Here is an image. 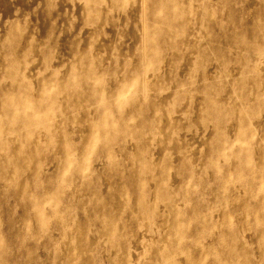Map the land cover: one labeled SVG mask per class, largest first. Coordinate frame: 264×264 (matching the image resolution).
I'll list each match as a JSON object with an SVG mask.
<instances>
[{
	"label": "rangeland",
	"instance_id": "obj_1",
	"mask_svg": "<svg viewBox=\"0 0 264 264\" xmlns=\"http://www.w3.org/2000/svg\"><path fill=\"white\" fill-rule=\"evenodd\" d=\"M81 5V0L45 4L41 0H0V108H15L13 124L25 122L29 115L37 122L45 114L47 121L51 119L38 129L35 126L30 134L20 125L13 126L18 130L14 135L24 133L14 153L22 159L6 165H20L38 175L34 181L16 182L28 192L22 196L10 192L8 183L0 186V264H219V256L238 246L250 253L253 264H264V174L240 178L216 173L212 180L192 179L184 199L173 195L184 223L176 229L170 227L172 214L163 205L153 202L143 210L135 203L151 198L154 183H142L143 191L130 185L134 170L127 157L130 151L127 146L107 142L102 128L126 125L146 135L148 128L139 126L134 108L145 112L147 104H158L164 92L150 89L147 102L142 103L135 84L119 102L118 98L106 102L98 98L89 107L87 97L79 99V106L74 101L88 92L100 96L107 90L116 91L123 79L137 76L129 74L141 62L133 47L142 40L141 14L151 9L150 0H95V9L102 7L94 16L96 21L78 17ZM174 5L184 26L174 39L176 45L187 43L194 35L204 44L200 50L209 52L208 60L192 65L184 55L169 57L160 48L157 58L144 60V67L158 72L156 78H170L174 72L185 82L187 75L192 76L185 88L190 91L199 76L206 80L214 70V49L228 57L230 44L236 43L234 35L245 34L239 25L242 9L248 7L243 8L246 2L242 0H177ZM251 7L254 11L248 10L247 18L253 26L256 17L264 18V11H259L258 3ZM226 10L231 13L229 28L217 21L225 18ZM206 18L211 20L209 25ZM75 56L91 60L92 67L73 71L78 62ZM5 61L20 66L13 73ZM67 73L74 85L81 86L76 98L59 93ZM25 75L31 77L26 80ZM43 75L49 78L54 102L65 104V110L43 106L41 96L37 97V77ZM26 100L27 108L22 110L19 104ZM133 100L137 101L133 109H125ZM112 104L122 109L111 110ZM193 105L194 98L189 96L185 102L172 100L161 109L179 123L178 134L184 139L200 131L189 123ZM181 109L186 113L180 114ZM43 130L51 134L47 136ZM146 152L148 159L158 155L152 146ZM164 159L174 162L168 161L170 157ZM251 160L255 164L257 158ZM143 171L135 183L144 178ZM204 173L212 177L208 171ZM5 178L7 174L0 172V179ZM178 181L170 177L165 185L172 187ZM106 226L115 232L111 248H104V240L97 236Z\"/></svg>",
	"mask_w": 264,
	"mask_h": 264
},
{
	"label": "bare ground",
	"instance_id": "obj_2",
	"mask_svg": "<svg viewBox=\"0 0 264 264\" xmlns=\"http://www.w3.org/2000/svg\"><path fill=\"white\" fill-rule=\"evenodd\" d=\"M48 1L53 0H41V3L45 4ZM81 1H83V5L79 9L78 17L88 16L91 20L96 21L94 16L100 13L102 7L95 9V0ZM176 1L150 0L151 9L144 10L141 14L142 40L133 47L137 48L138 55L136 56L141 59V62L129 72L130 75L136 73L135 78L123 79L116 91L107 90L100 96L88 92L74 101L75 106H79V99L87 97L86 103L89 107L95 106L98 98L102 102L118 98L116 102H119L128 91L135 88V84L138 85L137 91L142 96L139 102L142 103H146L148 100L146 96L148 90L156 89L164 92L158 104L153 101L147 104L145 112L134 108L135 117L140 121L139 126L148 128L146 135L135 133L134 128L126 125L121 128H117V124H113L109 128L103 127L102 124L99 125L103 127L102 131L107 142L121 144L123 148H125L124 146L128 147V149L125 148L130 151L127 157L132 161L134 167L130 185L143 191L146 182L154 183L149 194L151 198L139 199L135 203L143 210H147L144 205L153 202L163 205L165 211L172 214L169 222L171 223L170 227H175V229L184 223L178 216L177 203L173 195L184 199L188 195L186 190L192 179L198 178L204 182L206 179H215L213 174L216 173H222L225 177L236 175L240 178L264 174V18L256 17L253 26H250V21L247 18L248 10L250 13L254 11V8L251 7L252 4L258 3L259 11H264V0H242V2H246V6L243 8L248 7V10L242 9L243 16L239 25L245 34L234 35L236 43L230 44L228 57H225L224 52L222 54L219 49H214L217 55L214 70L206 80H204V75L199 76L196 81L197 86L190 91L185 88L188 85L187 81H190L192 76L187 75L185 82L177 79L174 72L171 73L170 78H156L158 72L148 71L144 67V60L157 58L160 48L169 57H175L178 54L184 55L193 63L192 65L200 66L208 60L209 52L200 50L204 44L194 35L187 43L181 46L176 45L175 37H178L180 30H184V26L179 21V15L174 12ZM89 2H93L92 6ZM230 17V10H226L225 18H217V21L221 27L229 28ZM206 22L209 25L211 20L206 18ZM157 41H160L161 45H158ZM75 58L78 62L73 66V71H82L85 67H92L91 60L86 61L76 56ZM5 62L6 67L13 73H15L14 69L20 66L14 61ZM6 67H4L5 71ZM30 77L31 75H25L26 80ZM150 78L153 79L149 80ZM223 78L226 80H222ZM37 80L39 90L36 91V94L38 98L41 96L43 106H50V108L57 106L65 110V104L54 102L55 94L52 93L49 86V78L43 75L38 76ZM11 84L13 83L11 82ZM61 86L59 93H71L74 97L81 87L73 84L68 73L64 74ZM189 96L194 98L193 113L189 116V123L197 126L200 131L193 138L184 139L178 134L181 127L179 123L169 118L161 109L168 106L172 100L185 102ZM136 103L137 101L133 100L125 109H133V105ZM26 104L27 100L20 103L19 106L25 110ZM110 109L120 111L122 107L112 104ZM14 110V107L8 105L0 108V166L4 167V170H0V172L7 174L10 178L0 179V186L3 183H8L10 192L16 196H22L28 192L16 182L34 181L38 172H31L20 165L11 167L6 165V163L22 159L20 154L14 153H16V147L22 144L24 133L18 132L17 135H14L13 132L18 130L13 126L20 125L26 130L25 133L30 134L35 126H37L35 129H38L41 123L46 124L51 119L47 121V114H45L43 119L37 122L38 119L29 115L25 122L13 124L15 121ZM179 113L186 112L181 109ZM3 115L6 116L5 120ZM2 118L3 120H1ZM2 123L4 124L1 125ZM47 129L44 127V130ZM44 130L43 132L47 136L51 134ZM118 132H121L122 135H119ZM19 133L23 134L18 135ZM151 146L158 152V155L148 159L146 149ZM37 154L35 152L32 156L35 157ZM165 157H170L171 160L168 161L174 162L164 161ZM252 157L257 158L255 164L251 160ZM255 167L258 170H254ZM141 170H145L142 172L144 178L135 183V178L141 174ZM204 171H208L212 177H206ZM170 177L179 180L177 185L172 187L165 185V181L170 180ZM144 213L148 218V213ZM155 214L151 213V215ZM97 236L104 240V248L114 246L115 232L111 231L110 227L106 226L103 230H98ZM224 254L217 258L219 264H253L250 253L243 247L238 246L233 251ZM262 260L264 261V257Z\"/></svg>",
	"mask_w": 264,
	"mask_h": 264
}]
</instances>
